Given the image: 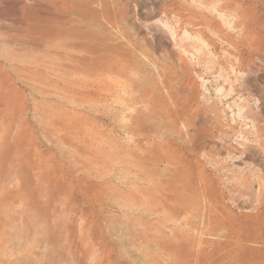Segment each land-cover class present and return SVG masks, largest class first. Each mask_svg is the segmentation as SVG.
I'll return each instance as SVG.
<instances>
[{
    "label": "rangeland",
    "instance_id": "rangeland-1",
    "mask_svg": "<svg viewBox=\"0 0 264 264\" xmlns=\"http://www.w3.org/2000/svg\"><path fill=\"white\" fill-rule=\"evenodd\" d=\"M220 2L0 0V264H264V71L194 22Z\"/></svg>",
    "mask_w": 264,
    "mask_h": 264
},
{
    "label": "bare ground",
    "instance_id": "bare-ground-1",
    "mask_svg": "<svg viewBox=\"0 0 264 264\" xmlns=\"http://www.w3.org/2000/svg\"><path fill=\"white\" fill-rule=\"evenodd\" d=\"M213 2L215 0H212ZM218 2L220 0H217ZM210 2V1H209ZM211 3V2H210ZM209 3V4H210ZM216 3V2H215ZM217 6V5H215ZM3 7V6H2ZM214 8V7H213ZM218 9L220 10V12L222 11L224 14H228L230 15L231 19L233 18V20L231 21V28L229 27L230 23H226V27L227 28H223L220 24H219V20H215L212 16H206V15H202L201 18H199L200 20L198 21H194L196 24H199L200 26H207L206 28L215 31L216 33H218L219 35H221V37H223L226 42L230 44V48H233V52L235 55V58L237 56L238 58V62L236 63V67L238 66L239 69H243L244 70V65L246 62H248L247 64L251 67L252 64H257V62L254 60L256 59L260 64H259V68L258 71H264V0H221L220 3H218V7H215L214 9ZM216 9V10H217ZM175 11V10H174ZM211 11V10H210ZM215 11V10H214ZM196 12V10L194 11ZM199 12V11H197ZM204 12H208L207 10ZM218 12V11H217ZM219 14L223 15V13ZM179 13V12H177ZM176 13V14H177ZM213 13V12H212ZM216 13V12H215ZM180 14V13H179ZM202 14V13H200ZM200 14L198 16H200ZM218 14V15H219ZM178 15V14H177ZM216 15V14H215ZM221 15L220 20H222L223 16ZM217 16V15H216ZM191 17V16H190ZM227 18H229L228 16H225ZM184 18V17H183ZM182 18V19H183ZM217 18V17H216ZM219 18V17H218ZM179 19V18H178ZM190 19V18H189ZM195 19V18H194ZM181 20V19H180ZM187 20V19H186ZM226 20V19H224ZM191 21V20H190ZM181 22V21H180ZM185 22V21H184ZM223 22V21H222ZM229 22V21H227ZM224 23V22H223ZM186 24V22H185ZM187 25V24H186ZM191 25V24H190ZM193 25V24H192ZM224 25V24H223ZM199 27V26H198ZM203 28V27H202ZM226 29H237L236 32L235 30L232 32H235L236 35H233L231 30H226ZM211 31V33H213ZM201 32V31H200ZM213 33V34H216ZM236 36V39L232 37ZM238 35V36H237ZM220 37V36H219ZM209 39V38H208ZM219 39V38H218ZM222 40V39H220ZM223 42V41H222ZM231 50V49H230ZM228 53H230L228 51ZM232 54V53H231ZM230 58V57H229ZM234 58V57H233ZM232 58V59H233ZM229 60V59H228ZM231 60V59H230ZM236 62V61H235ZM234 62V63H235ZM233 63V62H232ZM235 64H233L232 66H234ZM254 65V66H255ZM252 66V68L254 67ZM235 67V68H236ZM256 67V66H255ZM249 68V67H248ZM247 68V71H248ZM250 68V69H252ZM237 69V68H236ZM253 70V69H252ZM253 73V71H250ZM251 73V74H252ZM255 73V72H254ZM261 73V72H260ZM263 73V72H262ZM242 74V73H241ZM247 76L248 74L245 73ZM259 74V73H258ZM244 75V74H242ZM255 75V74H254ZM257 75V74H256ZM261 75V74H260ZM237 76V75H236ZM246 76V77H247ZM259 77V76H258ZM237 78V77H236ZM242 78V77H240ZM244 78V77H243ZM256 80V79H255ZM239 80H237L238 82ZM242 81V82H241ZM241 84L239 89H249V85L248 84V80L246 79H241ZM236 82V83H237ZM259 84V83H258ZM91 86V85H90ZM233 86V84H232ZM235 86V85H234ZM238 86V85H237ZM238 89V88H237ZM264 89V88H263ZM250 90V89H249ZM253 90V89H252ZM251 91V90H250ZM249 92V91H248ZM242 94V91H241ZM245 94V93H244ZM249 94V93H248ZM246 96V95H245ZM248 97V96H247ZM259 99V98H258ZM260 103V102H259ZM246 106V105H245ZM248 107V106H247ZM250 107V106H249ZM261 107V106H260ZM248 110V109H247ZM257 110V109H256ZM254 110L252 109V112ZM249 113V112H247ZM243 114V113H242ZM252 114V113H251ZM247 115V114H246ZM255 118V120L257 119L258 121H254L255 122V130L254 132H252V138L251 140L255 142L256 144V148L257 150L261 153V155H263L264 157V106L263 108L258 109L256 112L254 111V113L252 114ZM250 116V115H249ZM244 117V116H243ZM253 118V117H252ZM250 120V119H249ZM254 126V125H252ZM250 140V139H249ZM249 144V143H248ZM252 144V143H251ZM254 144V143H253ZM246 145V144H245ZM252 146V145H251ZM251 146L248 145L246 146L244 149L242 148V150H240L241 153H243L244 155H246L247 157L251 155V153L253 151H251ZM259 156V155H258ZM247 159V158H246ZM172 162V160H171ZM174 162L176 164H179L178 162H176L174 160ZM167 164V163H166ZM170 165V164H169ZM178 166L176 167V169H178ZM174 167V166H173ZM260 179V178H259ZM201 180V179H200ZM204 180V179H203ZM155 181V180H154ZM203 182V181H202ZM156 184V183H155ZM251 184V183H250ZM239 185V184H238ZM253 185V184H252ZM245 186V185H244ZM251 186V185H250ZM263 201V200H262ZM258 203V202H257ZM261 205V204H260ZM261 207V206H260ZM262 209V208H260ZM259 211V210H257ZM264 211V210H263ZM243 228V227H242Z\"/></svg>",
    "mask_w": 264,
    "mask_h": 264
}]
</instances>
